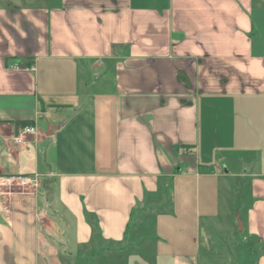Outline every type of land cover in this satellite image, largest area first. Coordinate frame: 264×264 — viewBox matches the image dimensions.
Returning <instances> with one entry per match:
<instances>
[{
	"label": "crops",
	"instance_id": "crops-1",
	"mask_svg": "<svg viewBox=\"0 0 264 264\" xmlns=\"http://www.w3.org/2000/svg\"><path fill=\"white\" fill-rule=\"evenodd\" d=\"M26 1L0 8V264H63L47 183L88 264H198L224 192L264 264V0Z\"/></svg>",
	"mask_w": 264,
	"mask_h": 264
},
{
	"label": "rangeland",
	"instance_id": "rangeland-1",
	"mask_svg": "<svg viewBox=\"0 0 264 264\" xmlns=\"http://www.w3.org/2000/svg\"><path fill=\"white\" fill-rule=\"evenodd\" d=\"M20 1L27 2L26 0ZM38 1L39 0H34L33 2L38 4ZM7 3L8 0H0V8L6 7ZM11 186L14 190L32 191L40 189L36 183L33 187H27L21 185L16 180H12ZM45 186L46 188L44 190L47 193L48 199H51L49 201L50 206L46 209L48 215L55 218L59 223H67L68 226H70L67 234L63 225L61 227L59 226L58 229L55 228L53 233V236L57 241L59 240L62 244H55V247L59 252V256L64 257L62 259L63 264H88V260H85L90 252L76 251L71 245H66V240L71 239L72 236L71 222L63 210L57 204L55 205V203H53L55 201L54 196L56 193L55 184L47 183ZM239 202L240 200L238 198H229L226 192L222 193L219 218L210 222L207 228L201 230L198 264H256L257 255L253 254L251 256L249 254L252 247L251 241L245 238L243 231L239 232L237 230V216L239 217V215L238 212L235 211L239 207ZM229 203H232L233 205H230ZM137 215L138 212L135 211L134 217ZM135 219L133 222L136 221ZM4 263L13 264L14 262L8 261V263ZM166 263L167 262H165V264Z\"/></svg>",
	"mask_w": 264,
	"mask_h": 264
},
{
	"label": "built area",
	"instance_id": "built-area-1",
	"mask_svg": "<svg viewBox=\"0 0 264 264\" xmlns=\"http://www.w3.org/2000/svg\"><path fill=\"white\" fill-rule=\"evenodd\" d=\"M33 70V67L31 68ZM36 133V130L33 126H25L21 128L18 132L17 135L14 137V143L15 144H20L25 140L28 136L34 135ZM10 181L16 180L18 181L21 185L27 186V187H33L36 183L35 178H30V177H12L9 178Z\"/></svg>",
	"mask_w": 264,
	"mask_h": 264
},
{
	"label": "water",
	"instance_id": "water-1",
	"mask_svg": "<svg viewBox=\"0 0 264 264\" xmlns=\"http://www.w3.org/2000/svg\"><path fill=\"white\" fill-rule=\"evenodd\" d=\"M47 135H50V128H47ZM237 222H238V228H237V230H238L239 232H241L243 226H242V222H241V220L239 219L238 216H237Z\"/></svg>",
	"mask_w": 264,
	"mask_h": 264
},
{
	"label": "trees",
	"instance_id": "trees-1",
	"mask_svg": "<svg viewBox=\"0 0 264 264\" xmlns=\"http://www.w3.org/2000/svg\"><path fill=\"white\" fill-rule=\"evenodd\" d=\"M18 125H20L22 128L25 127V126H31L32 122L30 121H23V122H16Z\"/></svg>",
	"mask_w": 264,
	"mask_h": 264
}]
</instances>
